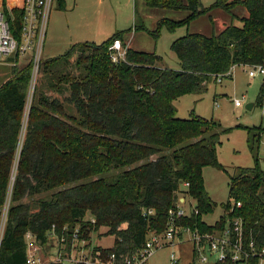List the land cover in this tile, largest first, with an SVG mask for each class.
Wrapping results in <instances>:
<instances>
[{
    "label": "trees",
    "instance_id": "trees-1",
    "mask_svg": "<svg viewBox=\"0 0 264 264\" xmlns=\"http://www.w3.org/2000/svg\"><path fill=\"white\" fill-rule=\"evenodd\" d=\"M145 1L150 7L189 12L185 22H167L173 30L210 10L201 0ZM58 3L65 8V0ZM2 4L14 36L20 38L23 0ZM242 4L248 11L242 26L228 24L211 36L187 33L172 42L179 69L162 65L163 57L156 52L131 47L125 60L114 63L109 46L116 38L125 46L124 36L131 29L117 31L102 43H76L64 54L41 60L23 141L22 116L34 63L30 59L19 67V53L14 54L16 63L0 85V264H27L26 234L31 232L46 246L52 228L61 235L65 226L68 250L77 226L87 247L89 234L105 227L115 244L93 246L94 258L108 262L115 253L123 260L144 247L150 230H165L168 210L181 193L192 197L199 211L183 218L182 224L201 231L223 227L225 212L241 201L231 216L242 218L247 238L264 246L261 159L254 156V166L230 174L224 215L215 225L208 224L204 215L212 213L217 202L206 190L203 170L206 166L226 170L218 147L221 134L229 130L195 112L181 118L176 106L185 94H204L218 75L231 77L226 74L234 65L264 62V0ZM215 6L232 5L216 0ZM138 18L136 12L135 29L144 30ZM261 131L249 129L255 138ZM149 209L155 212L149 214ZM87 215L94 221L85 220ZM189 264L200 263L193 257Z\"/></svg>",
    "mask_w": 264,
    "mask_h": 264
},
{
    "label": "rangeland",
    "instance_id": "rangeland-1",
    "mask_svg": "<svg viewBox=\"0 0 264 264\" xmlns=\"http://www.w3.org/2000/svg\"><path fill=\"white\" fill-rule=\"evenodd\" d=\"M243 0H229L230 9L215 6L216 0H201L202 4L210 8L204 13L191 20L187 25H181L174 30L167 22L182 23L188 20L187 10H175L171 8H157L147 5L145 0H66L67 8H57L56 3L50 13L43 44L41 47V59L46 60L59 56L68 48V42L72 35L78 40L102 43L110 34L117 31L132 30L129 33L133 49L139 48L145 52H156L163 57L162 65L179 69L180 64L171 50L172 42L187 33H201L207 36L219 34L225 25L234 24L242 26V18L246 16L247 9L242 4ZM136 3V5H135ZM138 12L140 23L145 26L144 30L135 29L134 17ZM72 42H76L72 39ZM12 57V59H9ZM11 55L0 63V85L7 79V72L18 60V66L22 67L32 58L31 53L18 57ZM231 77H223L209 83L204 94H185L176 101L177 115L181 118H189L192 112L209 120L221 124L222 129L228 132L221 134V144L218 147V159L226 170H219L212 166H206L203 170L205 187L211 198L217 202V207L210 214L204 215V220L215 224L224 215L222 203L229 200L230 174H234L239 167H252L255 164L254 156L261 159L264 167V76L251 77L247 68L237 65L231 70ZM39 70L33 68V79L29 87L26 106L22 116L23 129L21 140L23 141L33 94L38 78ZM261 98V102L258 100ZM242 101L241 106H236L235 101ZM217 102V104H215ZM252 103L251 109L247 105ZM262 129L261 134L255 138L253 131ZM21 141V143H22ZM19 154L17 156V159ZM17 163L15 165L16 171ZM15 173L9 186V195L2 220L4 229L7 208L10 205V195L14 184ZM47 196V193L38 197ZM27 201V199H23ZM195 202V201H194ZM190 210L189 205L185 206ZM93 217L87 215L85 220ZM107 229L101 227L90 236L91 247L99 245L103 248L114 246V236L106 235ZM186 238V237H185ZM184 238V239H185ZM55 241V242H54ZM56 243L52 237L42 253L43 264H58L54 262L53 254ZM175 253L178 262L174 263L171 258ZM88 255L89 253L86 252ZM193 244L185 239L178 245H168L158 248L149 259V264H189L193 261ZM68 264V263H61Z\"/></svg>",
    "mask_w": 264,
    "mask_h": 264
},
{
    "label": "built area",
    "instance_id": "built-area-1",
    "mask_svg": "<svg viewBox=\"0 0 264 264\" xmlns=\"http://www.w3.org/2000/svg\"><path fill=\"white\" fill-rule=\"evenodd\" d=\"M56 0H23L24 18L20 38H16L12 32L11 23L6 10L0 0V63L11 55L19 53L20 56L31 53L34 68L39 70L41 62V47L48 24L50 13ZM13 17V16H12ZM110 57L114 63L126 59L127 47L121 39L116 38L109 46ZM234 65L231 70L235 67ZM251 77L264 76V62L252 65H243ZM231 70L226 74L231 75ZM225 74H220L217 79H222ZM217 104V102H215ZM236 106H241L242 101L236 99ZM189 183H185L187 187ZM189 205L190 210L185 206ZM242 206L241 201L233 202L230 211L225 212L226 221L223 227L213 226L211 231H201L197 227L181 223L183 218L190 217L192 213H198L194 199L188 194L181 193L179 202L168 210L166 228L162 232L150 230L144 247L137 252L124 256L118 260L115 253L110 255V261L103 262L90 251L88 241L81 238V229L77 226L70 238V250L67 249L69 228L64 227L61 235L56 234L52 228L50 237L56 240V251L53 261L61 264H149L150 257L158 248L168 245H178L188 240L193 244L194 257L200 264L215 263H239V264H264V246L258 247L255 239L247 238L242 218L231 216L235 207ZM154 209L148 213L153 214ZM94 221V219H93ZM186 237V238H185ZM27 238V264H43L42 253L45 246L39 243L31 232ZM185 238V239H184ZM55 242V241H54ZM49 244V243H48ZM93 248V247H91ZM88 252L89 255L86 253ZM174 263L178 262L175 253L171 255Z\"/></svg>",
    "mask_w": 264,
    "mask_h": 264
},
{
    "label": "crops",
    "instance_id": "crops-1",
    "mask_svg": "<svg viewBox=\"0 0 264 264\" xmlns=\"http://www.w3.org/2000/svg\"><path fill=\"white\" fill-rule=\"evenodd\" d=\"M56 5H57V8H60L59 7V3H58V0H56ZM135 5H136V3H135ZM137 6V5H136ZM53 8H54V6H53ZM67 8V2H66V0H65V8H62V9H66ZM52 12V11H51ZM137 12V11H136ZM246 16H248V11H246ZM245 16V17H246ZM134 20H135V22H136V15H135V17H134ZM243 24V23H242ZM112 34H110V36H111ZM110 36H108V37H106L105 38V40H107ZM72 39H74L76 42H72ZM105 40H103V41H105ZM124 40H125V42H126V44H125V46L127 47V48H129L130 46V44H132V42L131 43H129L130 41H131V38H130V36H129V34H126L125 36H124ZM88 41V40H87ZM87 41H85V42H87ZM102 41V42H103ZM82 42H84V41H82V39L80 40H78V38H77V36H75V35H72L71 36V38H70V40H68V42L67 41H65L64 43H68L67 45H69V48L72 46V45H74V44H76V43H82ZM68 48V49H69ZM67 49V50H68ZM66 50V51H67ZM135 50H138V51H142V50H140L139 48H137V49H135ZM65 51V52H66ZM64 52V53H65ZM64 53H62V54H64ZM61 55V54H60ZM237 66V65H236ZM230 76H232V75H230Z\"/></svg>",
    "mask_w": 264,
    "mask_h": 264
},
{
    "label": "water",
    "instance_id": "water-1",
    "mask_svg": "<svg viewBox=\"0 0 264 264\" xmlns=\"http://www.w3.org/2000/svg\"><path fill=\"white\" fill-rule=\"evenodd\" d=\"M252 106H253V104H252V103H250V104H248V105H247V108L251 109V108H252Z\"/></svg>",
    "mask_w": 264,
    "mask_h": 264
}]
</instances>
